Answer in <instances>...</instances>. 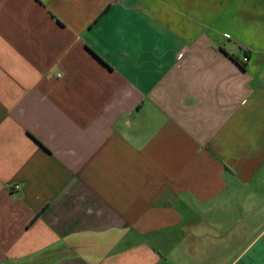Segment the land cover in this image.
I'll use <instances>...</instances> for the list:
<instances>
[{
    "label": "crops",
    "instance_id": "1",
    "mask_svg": "<svg viewBox=\"0 0 264 264\" xmlns=\"http://www.w3.org/2000/svg\"><path fill=\"white\" fill-rule=\"evenodd\" d=\"M0 264H264V0H0Z\"/></svg>",
    "mask_w": 264,
    "mask_h": 264
},
{
    "label": "trees",
    "instance_id": "2",
    "mask_svg": "<svg viewBox=\"0 0 264 264\" xmlns=\"http://www.w3.org/2000/svg\"><path fill=\"white\" fill-rule=\"evenodd\" d=\"M223 53H224V51H223ZM230 58L231 59H234L233 57H231L230 56ZM248 58H249V56L248 55H246L245 56V61H247L248 60ZM236 62H237V60L236 59H234ZM238 65L241 67V69H243V70H245V68H246V62H243V61H241V62H238Z\"/></svg>",
    "mask_w": 264,
    "mask_h": 264
},
{
    "label": "built area",
    "instance_id": "3",
    "mask_svg": "<svg viewBox=\"0 0 264 264\" xmlns=\"http://www.w3.org/2000/svg\"><path fill=\"white\" fill-rule=\"evenodd\" d=\"M244 61H245V59H244Z\"/></svg>",
    "mask_w": 264,
    "mask_h": 264
}]
</instances>
